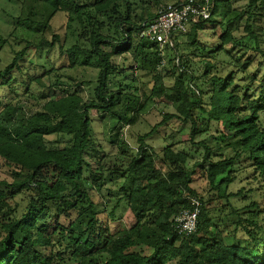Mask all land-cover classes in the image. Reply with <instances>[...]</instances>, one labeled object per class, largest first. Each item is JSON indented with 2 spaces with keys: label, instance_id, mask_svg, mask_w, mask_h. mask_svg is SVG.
<instances>
[{
  "label": "trees",
  "instance_id": "1",
  "mask_svg": "<svg viewBox=\"0 0 264 264\" xmlns=\"http://www.w3.org/2000/svg\"><path fill=\"white\" fill-rule=\"evenodd\" d=\"M188 1H22L16 25L38 36L0 70L10 94L0 98V264H264V0L244 8L210 0L207 18L172 34L166 47L178 52L183 38L185 53L162 75L161 49L142 33L163 6ZM57 14L67 31L49 40ZM206 29L216 45L201 42ZM6 43L0 38V50ZM56 46L61 64L34 61ZM127 55L140 84L113 90L126 74L116 59ZM34 86L33 112L22 101ZM160 99L175 112L131 145L125 127ZM171 119L190 125L191 148L167 143L158 155L146 139ZM99 126L115 153L97 141ZM193 154L200 157L190 163ZM116 182L117 190L106 187ZM193 199L197 228L180 234L176 219ZM122 204L133 224L117 214Z\"/></svg>",
  "mask_w": 264,
  "mask_h": 264
},
{
  "label": "rangeland",
  "instance_id": "2",
  "mask_svg": "<svg viewBox=\"0 0 264 264\" xmlns=\"http://www.w3.org/2000/svg\"><path fill=\"white\" fill-rule=\"evenodd\" d=\"M23 0H0V38L6 39L7 43L5 46L0 50V70L3 69L12 59L14 55V51L20 50L22 46H24V40L33 39L38 33L34 31V27L25 30V26L19 27L17 26V19L18 17L22 16L23 13L25 14V9L27 8L23 3ZM248 0H234V6L237 8H244ZM66 17L62 14H57L51 21V29L47 31L46 36L49 40L53 37V34H59L61 36L67 31L65 27ZM37 25H35L36 27ZM200 40L204 44L208 46H214L218 43L216 37H213L212 30L206 29L204 32L200 34ZM183 38L179 39V43L182 44L181 48L177 52L172 50L170 46H164L161 49V52L164 57L163 66L161 69V74L165 75L166 73L171 74L174 62L177 63V59L175 58L178 54H184V47H183ZM70 44V43H67ZM46 52H35L33 53L34 61L37 64H43L46 62H50L51 64H61L62 57L59 53L58 47L56 46L53 48L49 55L48 59L45 57ZM169 60H172L170 62ZM193 62L190 64L196 70V73H201L202 67L196 61V59H192ZM116 62L121 64L123 68H126L125 75H119L113 81L111 88L116 90L120 88L122 85V90L125 92H133V88L136 85H139V82H134L133 78L135 76H139L136 70H134L135 62L132 61L130 55H127V59L123 61V57H119L116 59ZM28 63H25L26 65ZM27 66V65H26ZM48 66V65H47ZM133 68L131 69L130 67ZM95 72V70H93ZM177 72V71H175ZM174 78L165 77V82L168 85H171L174 82ZM41 89L37 86L33 87V92L35 95L30 97L28 100L23 99L26 105H28L29 109L33 112L40 107V100L37 99ZM10 94L7 92V89H0V98L5 101ZM173 107L167 102L165 99H160L157 101L155 105L151 108L147 109L143 112L140 116V119L137 124L132 127H125L124 130V137L126 140L129 141L131 145H137V136L143 135L145 133L150 132L154 126L158 125L162 122L163 117L167 113H174ZM93 119H98L97 115L93 114ZM96 124H98L96 122ZM215 126L212 125L210 131L205 132L204 134L199 135L195 141L198 142L203 138L210 135V133H214ZM189 132H190V125L184 124L177 119H171L167 121L165 125H159L158 129L146 139V143L152 148L153 151L161 154L162 148L167 143H177L179 149L185 148L186 150L191 148L190 141H189ZM102 128L99 126L97 128L96 139L103 145L104 149L108 154H112L116 152V148L109 144L108 140L105 137L102 138ZM50 140L55 139V136H50ZM199 155L193 154L191 158V162L193 163L195 160L199 159ZM7 178L6 168L4 167L3 163L0 161V179ZM120 186L118 182L116 183H107L106 187L110 188L111 190H117ZM197 186H200L197 184ZM104 195L107 196V191H103ZM115 201V200H114ZM113 200H110V207L114 204ZM117 214L120 216L121 220L128 224L134 223V216L130 212V210L125 206L121 205L120 208L117 210Z\"/></svg>",
  "mask_w": 264,
  "mask_h": 264
},
{
  "label": "built area",
  "instance_id": "3",
  "mask_svg": "<svg viewBox=\"0 0 264 264\" xmlns=\"http://www.w3.org/2000/svg\"><path fill=\"white\" fill-rule=\"evenodd\" d=\"M209 6L210 0H205L202 4L189 0L178 6L172 4L163 6L156 18L145 28L142 36L163 48L170 44L172 34L184 33L189 25L196 23L200 17L207 18ZM192 205L191 210H185L176 219L175 228L180 234H192L197 228L200 203L193 199Z\"/></svg>",
  "mask_w": 264,
  "mask_h": 264
}]
</instances>
